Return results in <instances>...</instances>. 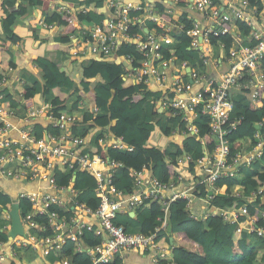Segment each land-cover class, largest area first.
Listing matches in <instances>:
<instances>
[{
  "label": "built area",
  "instance_id": "built-area-1",
  "mask_svg": "<svg viewBox=\"0 0 264 264\" xmlns=\"http://www.w3.org/2000/svg\"><path fill=\"white\" fill-rule=\"evenodd\" d=\"M185 1V8L193 9L204 20L202 25L192 18V28L186 31L190 39L189 49L197 52V59L192 63L182 61L175 64V57L164 60L160 54L161 42H169L172 27L182 30L180 25L164 23L154 5H123L116 0L108 2L107 17L101 24H77L70 53L74 58L103 60L117 53L120 44L133 46L139 58L132 55L123 57L126 65H129L123 76H131L132 85L142 84L161 93L159 99L151 98L157 102L158 110L163 111L167 120L178 117L184 125V130L175 127L173 135L178 134L184 140L192 137L198 141L196 124L201 122L202 117H207L206 124L214 144L213 149L208 150L203 144L198 159H194L191 153L183 152L175 161L177 175L166 183L156 179L146 166L131 171L132 190L124 193L112 186V175L121 164L90 152V136L93 133L87 138L71 134V127L76 123L75 114L66 112L54 117L50 106L46 118L59 134H45L37 138L29 122L43 115L46 109L31 107L26 110L21 117L23 127L16 128L8 122V118L16 117L18 109L6 110V102L0 91V175L23 185L45 183L48 189H23L19 192L15 202L19 205L24 237L17 236L7 241L11 252L9 260L17 261V254H30L32 261L37 255L45 262L72 264L71 257L58 258L62 248L72 243L74 252L84 253L90 259V264H109L116 258L118 264H124L122 254L125 252L148 253L152 264H159L168 249L160 247L157 239L162 233H168L169 206L177 201H185V210L190 220L205 221L209 217H219L224 223L235 224L236 233L247 232L264 238V226H258L257 223V217L264 222L263 210L258 211L256 217L250 215L247 203L238 208L211 205L214 197L222 194L218 182L234 179L241 169L251 167L262 154L264 138L258 133L255 135V144L243 152L233 154L227 136L239 127L242 119L233 112L236 94L244 93L255 106L260 105L261 99H264V0H259L262 11L249 0ZM57 9L59 15L73 17L86 11L82 9L72 12L69 7ZM230 21L244 23L250 28V34L245 36L241 31L227 28L225 25ZM69 23L74 24L73 19ZM38 24L46 29L53 27L46 25L43 20ZM148 24L152 26L150 29L147 28ZM135 27L138 32L134 33L131 30ZM158 29L166 34L160 36ZM228 35L232 39L231 48L224 53L223 60L218 56L219 51L224 52L223 43L217 40L212 44L211 40ZM222 60L227 69L218 74ZM210 70H216V73L211 74ZM10 71L13 70L8 69L0 79V86L5 83ZM91 111L95 113L97 110L92 108ZM263 124L264 118L256 125L260 127ZM13 131L18 132L16 138L9 136ZM96 144L103 152L108 149L121 153L133 151L123 137L109 132L102 133ZM57 165L72 173L69 185L56 184L53 173L58 170ZM76 172L85 173L94 180L93 194L98 200L95 209L79 201L80 192L72 187L75 178L73 174ZM202 192L205 196L198 197L197 194ZM229 196L248 203L259 199L261 205H264V187L248 195L238 191ZM20 202L30 206V210L23 215ZM194 202L201 205L198 212L192 210ZM153 203L159 205L161 215L148 234L134 233L115 223L118 215H135L137 210ZM5 209V215L10 220V208ZM240 217L246 218V221L239 223ZM9 229L10 224L1 231L8 232ZM86 233L98 237L99 244L87 247L83 239ZM2 245L4 243H0V261L6 260Z\"/></svg>",
  "mask_w": 264,
  "mask_h": 264
},
{
  "label": "trees",
  "instance_id": "trees-1",
  "mask_svg": "<svg viewBox=\"0 0 264 264\" xmlns=\"http://www.w3.org/2000/svg\"><path fill=\"white\" fill-rule=\"evenodd\" d=\"M56 1L58 0H1L0 56H9L11 49L21 42L13 28L19 18L26 16L28 8L39 10L47 25H58L59 28L55 36L59 42L49 46L47 50L63 54H68L72 49V36L76 32L77 24L99 25L106 19L103 14L94 12L96 8L99 9L103 6L101 0H83L80 5L86 11L78 13L75 17L51 12L52 4ZM172 1H175V7L170 10L172 13H169V8L163 2L154 4V8L164 23L178 24L182 27V30L176 28L171 30L169 42H161L160 54L164 60H168L172 56L175 57V64L182 61L192 63L197 59V52L189 49L190 39H188L186 31L191 30L193 20L186 12L185 0ZM214 1L216 2V0ZM249 2L254 7L258 6L259 11L263 10L259 0H249ZM70 19H73L74 24L69 23ZM225 26L241 31L245 36L250 34V28L242 22L230 21ZM150 27L152 26L148 24L147 28L150 29ZM137 30L135 27L131 31L135 33L138 32ZM158 30L160 36L166 34L160 29ZM217 40L223 43L224 53H227L231 48V37L228 35L219 39H212L211 43L214 44ZM117 54L120 57L132 55L139 58L134 47L125 43L120 44ZM20 63L21 60L17 59L15 62L10 61V63L0 66V79L5 76L8 69L14 70ZM32 64L38 70L39 79L34 76L32 81L25 80L22 86H17L16 90L21 95V102L3 90L1 95L6 102L4 108L6 110L18 109L17 112H22L23 117L25 111L33 106L37 87H39L44 101H48L51 105L53 116L59 117L67 112L68 101L75 97L74 103L69 106V112L76 116V123L71 127V134L87 138L93 133L90 136V152L103 159L121 164V167L116 169L112 175V186L117 191L129 193L132 190L131 171H138L147 165L146 167L156 179L166 183L177 175L175 161L183 152L191 153L194 159H198L202 154L203 144L208 150L213 149L214 144L206 124L207 117H202L201 122L196 124L199 134L198 141L188 137L181 146L170 144L169 150L148 147L146 144L156 128L160 129L163 136L169 137L175 127L178 126L184 130V125L178 117H171L169 120L166 118L169 125L166 128L162 127L160 122L153 123L152 117L158 114L154 112L152 116H147L145 105L147 99H159L161 93L154 92L152 88L142 84L140 86H125L123 65L107 63L102 60H91L81 68V80L76 82L65 67L56 65L47 58L34 56ZM133 67L135 68L136 65ZM96 77H100L101 82H93L92 80ZM244 95V93H237L233 100V112L242 119L239 127L227 136L232 154L239 151L243 152L255 144L257 142L255 134L258 133L260 137L264 138V124L258 130L254 128L264 118V99H261L260 105L255 106ZM86 97L90 100L92 107L97 110L95 113L84 105ZM33 132L37 138H42L45 134H59V131L51 125L44 129L36 124L33 126ZM104 132L123 137L125 142L133 148V151L126 153L114 149H108L106 152L101 151L96 142ZM261 155L260 159L251 167L241 169L234 179H224L218 182L222 194L217 195V198L214 197L211 201L212 206L238 208L247 203L250 215L256 217L258 211H264V205H261L259 199L248 203L229 196L238 191L248 195L251 191L264 187V150ZM57 169L53 173L56 184L58 186L69 185L72 173L59 165H57ZM73 175L75 178L72 187L80 192L79 201L95 209L98 206V200L93 194L94 180L82 172H76ZM202 193L197 194V196L204 197L205 195ZM173 204L171 207L169 206L168 233H162L157 239L160 247L168 249L167 255L160 260L159 264H210L212 262L214 264H231V262L233 264H264V238L247 232L236 233L235 224L224 223L219 217H209L205 221L190 220L185 210V201H177ZM11 205L12 199L0 193V217L1 208L9 209ZM29 210V204L20 202L22 215ZM160 215L159 205L153 203L147 208L137 210L134 218L127 214L118 215L115 223L123 225L134 233L146 235L154 229L157 224L156 219ZM259 218L257 217L258 226H264L263 220ZM38 221L40 222V219ZM238 221L244 223L246 218L240 217ZM171 238L173 239L172 247L169 243ZM83 239L84 244L89 248L98 245L100 242V239L91 233H86ZM252 241L256 242L257 245H254ZM0 243H7V232L0 231ZM67 257H71L72 264L91 263L84 253L74 252L72 243L65 245L58 254L59 259ZM118 263L119 260L116 258L109 264ZM0 264L20 263L6 259L0 261ZM31 264L55 263L53 261L45 262L40 256L35 255Z\"/></svg>",
  "mask_w": 264,
  "mask_h": 264
},
{
  "label": "crops",
  "instance_id": "crops-1",
  "mask_svg": "<svg viewBox=\"0 0 264 264\" xmlns=\"http://www.w3.org/2000/svg\"><path fill=\"white\" fill-rule=\"evenodd\" d=\"M82 1L83 0H58L52 4L51 12L56 13V10H58L57 9L58 7H66V8L71 7L72 12L82 10L83 7H81L80 5ZM101 1L103 2V6L99 9L96 8L94 12L103 14L105 17H107V12H108L107 4L110 0H101ZM116 1H119L123 5H126V4L154 5V4L164 1L163 4H165V6L169 8V11L175 7V3L172 0H116ZM221 1L223 2L225 0H221ZM18 4H19V1H18ZM186 12L189 13L190 17L193 18V20H197L202 25H204V20H203L202 15L198 14L193 9H186ZM1 17L2 15L0 13V18ZM41 20L43 19H42V16L39 10L28 8L26 16L19 18L16 21V24L13 30L15 34L18 29H20V31L22 32L24 31V33H27L29 31L32 37L30 52H26V46L24 45V43L20 42L18 45L14 46L11 49V54L9 56H6V57L0 56V66H3V64L5 63H10V61L15 62L17 59L21 60L20 65L16 69L8 72L4 85L2 84L0 86V91L6 90L7 93L11 94L13 98L15 100H18L19 102H21V98H20L21 95L18 93L16 88L17 86L19 85L22 86L25 83L26 71L28 73H32L33 76H36V77L39 76L38 70L32 64V58L34 56L47 58L48 60L52 61L54 64L65 67L68 70V72L71 74V77L74 78L76 82H79L81 80V67L85 66L91 60H95V61L101 60V59L92 58V57L74 58L71 56V53H70L71 50L68 54H63V53L55 52V51H48L47 49L49 46L58 44L59 42V39L55 36L56 31L58 30L59 27L57 24H55L53 25L54 27H52L51 30L43 28L38 24V22ZM169 28H171V26H169ZM172 29H175V28L172 27ZM0 33H1V30H0ZM42 36L44 37L42 38ZM74 41H75V37L73 38L72 42ZM52 54H54L55 56H53ZM218 56L223 59L224 52L219 51ZM223 60L220 62L218 74H220L221 72H224L227 69L225 62ZM102 61L107 62V63L123 65L124 69L129 68V65H126L125 59L123 57H120L117 53L113 54L112 56L108 58H103ZM68 67L70 68V70L68 69ZM210 72L211 74H215L216 70H210ZM123 80H124L125 86H130L133 84L131 76L130 77L123 76ZM92 81L101 82V78L96 77ZM74 101H75V97L68 101L66 105L67 113H72V112H69V109H70L69 106L72 105ZM84 105L88 109L92 110L93 108L90 100L87 97L84 100ZM50 106L51 105L49 104V102H46V101L45 103L43 102L41 104V107L39 108L33 104L32 108L42 109V110L46 109V110H44L45 113L43 115H39L35 118H32L29 122V125L34 126L37 124L43 127L44 129L47 128L49 125H51V121L48 118H46V112H47V109L50 108ZM150 110H151V114L156 112L158 115L164 116L166 120V117L163 111L160 112V110H158V105L155 106L152 104V107L150 108ZM146 114L147 116H150L148 113ZM21 117H22V112H17L16 117L8 118L9 120L8 122H10L16 128H22L23 120L21 121ZM152 121L153 123L160 122V120L155 122L153 118H152ZM17 134H18L17 131H13L9 134V136L11 138H16L18 136ZM167 139L169 140L170 144L179 145V146H181L184 141V138H182L178 134H174V135L171 134L169 137H167ZM23 189L29 190V191H35L37 189L48 191L47 185L45 183H33L30 185H23L20 182L7 180L0 175V193L9 196L12 199V203L16 201L19 192ZM199 207L201 208V205L198 202H194L192 210L194 212H198L200 209ZM1 213L3 215L2 217H0V231L3 229V227L9 226L10 224L9 217L5 215L6 214L5 208H1ZM130 215H132V213H129V216ZM135 215H132V218H134ZM1 248L3 250V253H5L6 255V259L10 258L11 252H10V248L8 247V244L5 243L4 245H2ZM16 258L20 264H30L32 262V255L30 254H17ZM122 258H123L124 264H152L150 255L148 253L143 254L140 252H127V253L125 252L122 254Z\"/></svg>",
  "mask_w": 264,
  "mask_h": 264
},
{
  "label": "rangeland",
  "instance_id": "rangeland-1",
  "mask_svg": "<svg viewBox=\"0 0 264 264\" xmlns=\"http://www.w3.org/2000/svg\"><path fill=\"white\" fill-rule=\"evenodd\" d=\"M16 35H18L20 37L21 43H24V45L26 46V52H30L32 37H31V34L29 33V31L27 33H24V31L22 32V31H20V29H18L16 31ZM43 37L44 36H42V38ZM52 55L55 56L54 54H52ZM67 66H68V64H67ZM68 69L70 70L69 67H68ZM33 77L34 76H33L32 73H28L26 71V74H25V78H26L25 80L26 81H28V82L32 81ZM38 79H39V76H38ZM43 102L45 103V101L43 100L42 94L39 91V87H37V93H36V96L34 98V105L39 108V107H41V104ZM152 104L156 106L157 105V102H155V101H153L151 99H147V102H146V105H145V111L150 116H152L151 110H150V108L152 107ZM152 118L154 119L155 122L160 120V123H161V126L162 127H164V128L169 127V125H168L167 121L165 120L164 116L158 115V116H153ZM146 145L148 147H154V148H158V149H166V150H169L170 143H169V140L167 139V137H165V136H163L161 134L160 129L159 128H156L154 130V132L152 133L151 138L147 142ZM252 243L254 245H257L256 242H253L252 241ZM210 264H214V263L212 262ZM231 264H233V263L231 262Z\"/></svg>",
  "mask_w": 264,
  "mask_h": 264
},
{
  "label": "water",
  "instance_id": "water-1",
  "mask_svg": "<svg viewBox=\"0 0 264 264\" xmlns=\"http://www.w3.org/2000/svg\"><path fill=\"white\" fill-rule=\"evenodd\" d=\"M254 128L255 130L259 129L257 125H255ZM8 214L10 216V229L7 232V241L10 242L12 239L16 238L17 236L24 237V227L19 214V205L16 202L12 203L10 210L8 211ZM132 215H130V217H132ZM169 243L170 246L173 245L172 238L169 240Z\"/></svg>",
  "mask_w": 264,
  "mask_h": 264
},
{
  "label": "bare ground",
  "instance_id": "bare-ground-1",
  "mask_svg": "<svg viewBox=\"0 0 264 264\" xmlns=\"http://www.w3.org/2000/svg\"><path fill=\"white\" fill-rule=\"evenodd\" d=\"M46 24V23H45ZM173 24V23H172ZM47 25V24H46ZM54 27V26H53ZM184 27V26H183ZM51 30V29H50ZM176 33V32H175ZM179 34H181V33H179ZM189 39V38H188ZM195 53V52H194ZM4 85V84H3ZM140 86V85H139ZM146 87V86H145ZM152 91V90H151ZM157 94V93H156ZM173 121V120H172ZM35 135V134H34ZM256 135V134H255ZM192 140V139H191ZM257 141V140H256ZM187 142V141H186ZM185 145V144H184ZM183 145V146H184ZM212 145V144H211ZM209 146V145H208ZM264 150V149H263ZM262 150V151H263ZM183 151V150H182ZM195 154H197V153H195ZM262 156V155H261ZM177 159V158H176ZM147 166V165H146ZM149 166V165H148ZM151 167V166H150ZM148 168V167H147ZM176 168V167H175ZM132 184V183H131ZM131 190V189H130ZM131 192V191H130ZM203 194V193H202ZM228 195V194H227ZM203 197V196H202ZM217 198V197H216ZM215 201V200H214ZM214 201H213V203H214ZM259 202V201H258ZM257 203V202H256ZM171 205H174L173 203L171 204ZM171 205H170V207H171ZM200 208V207H199ZM227 208V207H226ZM239 220V219H238ZM239 222V221H238Z\"/></svg>",
  "mask_w": 264,
  "mask_h": 264
}]
</instances>
